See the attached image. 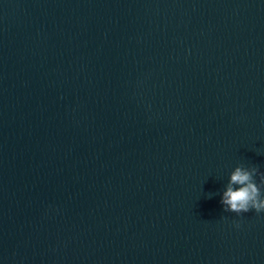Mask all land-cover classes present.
<instances>
[{"label":"water","instance_id":"95a60500","mask_svg":"<svg viewBox=\"0 0 264 264\" xmlns=\"http://www.w3.org/2000/svg\"><path fill=\"white\" fill-rule=\"evenodd\" d=\"M237 166L264 173V0H0V264H264Z\"/></svg>","mask_w":264,"mask_h":264},{"label":"clouds","instance_id":"9594fccd","mask_svg":"<svg viewBox=\"0 0 264 264\" xmlns=\"http://www.w3.org/2000/svg\"><path fill=\"white\" fill-rule=\"evenodd\" d=\"M257 168L251 169L237 166L231 173L229 184L221 197L224 212H232L238 216L255 211L264 212V173L257 182ZM239 227V224L236 225Z\"/></svg>","mask_w":264,"mask_h":264}]
</instances>
